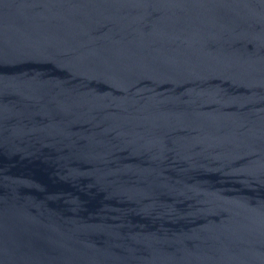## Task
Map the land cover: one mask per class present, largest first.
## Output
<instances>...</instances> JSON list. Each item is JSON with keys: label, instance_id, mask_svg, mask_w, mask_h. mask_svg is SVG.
Instances as JSON below:
<instances>
[{"label": "water", "instance_id": "95a60500", "mask_svg": "<svg viewBox=\"0 0 264 264\" xmlns=\"http://www.w3.org/2000/svg\"><path fill=\"white\" fill-rule=\"evenodd\" d=\"M0 264H264V0H0Z\"/></svg>", "mask_w": 264, "mask_h": 264}]
</instances>
